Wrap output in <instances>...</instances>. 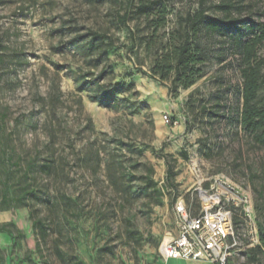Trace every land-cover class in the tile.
I'll use <instances>...</instances> for the list:
<instances>
[{"label": "rangeland", "instance_id": "obj_1", "mask_svg": "<svg viewBox=\"0 0 264 264\" xmlns=\"http://www.w3.org/2000/svg\"><path fill=\"white\" fill-rule=\"evenodd\" d=\"M141 1L0 0V227L15 236L0 233V264H210L167 263L158 249L175 232L174 202L197 214L195 190L214 177L242 188L253 207L255 225L231 206L238 248L226 264H264L253 250L264 229V150L239 121L230 46L264 23V0H233L243 24L223 38L193 37L203 60L188 87L167 69L200 0H144L158 5L137 15ZM219 1L204 0L208 15H220ZM90 33L112 39L106 55L87 47ZM34 219L47 228L44 242Z\"/></svg>", "mask_w": 264, "mask_h": 264}, {"label": "trees", "instance_id": "obj_2", "mask_svg": "<svg viewBox=\"0 0 264 264\" xmlns=\"http://www.w3.org/2000/svg\"><path fill=\"white\" fill-rule=\"evenodd\" d=\"M204 0H200L198 9L194 12L186 13L183 19V29L185 33L181 36L180 43L174 48L172 59L173 65H170L167 71L173 72L172 83H179L188 87L191 80L198 75L197 70L194 69L196 65L202 62V57L197 48L193 49V37L198 34L206 36L217 35L224 37L230 31L238 30L242 26L241 15L239 7L235 5L233 0H221L213 9L220 15L210 16L206 13L203 7ZM158 5V1L146 2L141 1L137 8V15H144L148 13L154 6ZM128 15L124 14L119 17L122 25L127 22ZM251 35L246 39L239 36L230 46L233 48L234 54L238 56V72L241 78L240 100L241 107L239 113L240 124L245 128L248 134L252 137L254 144L260 149L264 150V106L260 104L259 92L264 87V77L261 74L264 61L258 57V49L264 42V23L250 25ZM87 47L92 49L95 45L103 55L112 48V39L104 34L90 33L88 35ZM107 61V59H105ZM166 66L157 67L153 69L154 75H159L161 80L167 78ZM167 68V67H166ZM108 70L111 72L110 67ZM105 71L102 70L100 74ZM80 75H75V84L79 91L82 87L79 85ZM100 89L101 87H97ZM174 88V86H173ZM106 92L102 95L105 98ZM92 99L95 97H91ZM167 166V174L171 175V167L167 161V157H162ZM52 163L45 161L40 166L41 172L50 174ZM4 198L0 200V206L4 202ZM175 203V202H174ZM237 221V220H236ZM32 229L36 232L40 241L44 242L47 238V228L39 220L32 221ZM0 233L6 234L13 241L15 236L9 231L6 226L0 227ZM259 245L253 250L264 252V229L259 226Z\"/></svg>", "mask_w": 264, "mask_h": 264}, {"label": "built area", "instance_id": "obj_3", "mask_svg": "<svg viewBox=\"0 0 264 264\" xmlns=\"http://www.w3.org/2000/svg\"><path fill=\"white\" fill-rule=\"evenodd\" d=\"M166 124H174L164 117ZM208 188H196L199 211L191 214V204L178 198L173 206L175 232L169 233L159 246L162 261H203L226 264L238 248L234 232L233 211L241 207L250 223L253 207L250 195L222 177H214Z\"/></svg>", "mask_w": 264, "mask_h": 264}, {"label": "crops", "instance_id": "obj_4", "mask_svg": "<svg viewBox=\"0 0 264 264\" xmlns=\"http://www.w3.org/2000/svg\"><path fill=\"white\" fill-rule=\"evenodd\" d=\"M167 263L169 262H179V261H176V260H168V261H166Z\"/></svg>", "mask_w": 264, "mask_h": 264}]
</instances>
